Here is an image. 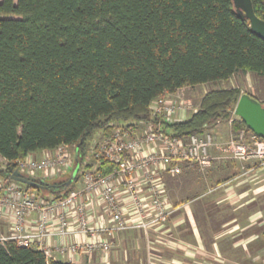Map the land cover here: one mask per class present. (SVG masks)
<instances>
[{
  "label": "trees",
  "instance_id": "trees-1",
  "mask_svg": "<svg viewBox=\"0 0 264 264\" xmlns=\"http://www.w3.org/2000/svg\"><path fill=\"white\" fill-rule=\"evenodd\" d=\"M251 1L264 20V0ZM238 71L264 77V40L233 0H0V175L12 180L28 155L76 146L74 170L53 193L67 196L81 170L92 169L85 158L97 130L107 138L125 121V129L161 124L177 137L202 134L235 109L239 89L208 92L181 122L164 121L151 105ZM114 169L101 158L96 172ZM0 264L72 263L0 240Z\"/></svg>",
  "mask_w": 264,
  "mask_h": 264
},
{
  "label": "crops",
  "instance_id": "crops-1",
  "mask_svg": "<svg viewBox=\"0 0 264 264\" xmlns=\"http://www.w3.org/2000/svg\"><path fill=\"white\" fill-rule=\"evenodd\" d=\"M188 88L163 98L170 100ZM196 111H189L187 119ZM146 129L147 126L143 124L136 126L134 136L143 135ZM227 129L230 132L229 125L223 124V121L211 128L216 142L212 150L215 157L225 156L219 147L229 140V136L225 140ZM104 138L103 135L98 143ZM53 152L42 150L30 155L42 159ZM0 162L3 160L0 159ZM242 163L219 159L213 163L210 174L202 177L197 166L182 162V172L177 177L162 174L165 200L171 212L167 222L147 230L131 229L116 233L112 239L109 238L111 248L108 252L99 246L90 249L86 247V242L95 240L91 234L85 236L79 232L75 210L69 216L72 231L69 237L64 239L58 234L59 223L55 219L49 229L51 235L45 238L44 245L52 251L54 260L72 264H264V168L254 161ZM98 166L99 163H96L95 169L92 167L91 170L97 171ZM239 166L241 172H238ZM141 179L139 176L140 194L145 198L148 212L153 215L150 193ZM50 180L48 176L33 179L37 182L36 187H45L47 199L52 198L55 195L53 193H59L60 189ZM83 185L82 178L74 187L81 189ZM118 193L126 216L134 219L136 213L130 197L120 188ZM85 202L92 228L107 227L111 223L110 215L98 193L88 194ZM38 219V213H31L27 229L34 231ZM11 223L9 214H4L0 219L2 236L10 235ZM98 236L97 240L107 238L104 233ZM65 242L84 243L81 253L60 254L59 248Z\"/></svg>",
  "mask_w": 264,
  "mask_h": 264
},
{
  "label": "built area",
  "instance_id": "built-area-1",
  "mask_svg": "<svg viewBox=\"0 0 264 264\" xmlns=\"http://www.w3.org/2000/svg\"><path fill=\"white\" fill-rule=\"evenodd\" d=\"M187 105L177 103L173 99L160 97L151 105L153 114L164 121L174 122V116L186 110ZM235 120H230L233 123ZM222 121H218L220 124ZM147 126L143 135L134 136L135 128L125 129L116 126L110 137L104 138L99 145V157L105 158L115 165V169L108 175H100L96 171L85 173L83 187L71 191L67 196L45 198L35 191L27 190L15 180H6L0 175V219L8 213L12 221L10 235L0 236L3 242L14 241L21 247H35L45 252L48 259L53 258L52 251L44 246V240L51 235L50 227L53 221L59 223L58 234L64 239L72 233L69 216L75 210L79 232L87 236L91 234L93 240L86 242L87 248L100 247L109 251V238L119 232L131 229L147 230L151 226H160L166 223L170 215L167 207L165 189L161 179L162 174L179 175L182 172L180 163L187 162L205 169L212 166V150L216 145L215 137L207 128L202 134H192L188 137H177L165 133L161 124L157 127ZM240 136L230 141L232 158L240 162L254 161L264 168V139L255 135L249 129H243ZM235 136V135H234ZM61 146L58 151V161L46 156L37 159L28 155L19 160L18 171L21 175L34 179L41 173L49 174L57 164L69 165L68 154ZM65 153L67 155H62ZM217 159V158H216ZM45 175V174H44ZM51 176V175H45ZM141 176L143 185H147L150 193V202L154 214L148 212L145 198L140 194L138 177ZM119 188L131 199L134 209V219L128 218L124 207L120 203ZM98 193L105 205L111 223L107 227L92 228L88 221L86 197L88 194ZM31 213H38L39 219L34 231L27 229V220ZM54 216L56 218H54ZM152 216L149 220L147 218ZM54 218V219H53ZM101 233L106 234L104 240H97ZM84 243L65 242L60 248L62 255H76L81 252Z\"/></svg>",
  "mask_w": 264,
  "mask_h": 264
},
{
  "label": "rangeland",
  "instance_id": "rangeland-1",
  "mask_svg": "<svg viewBox=\"0 0 264 264\" xmlns=\"http://www.w3.org/2000/svg\"><path fill=\"white\" fill-rule=\"evenodd\" d=\"M228 89H239L241 91V95L243 93H248L257 99L260 98L261 100H264V77L259 76L255 73H252V72L238 71L228 81L209 82V83L198 85L195 87H190V88L180 92L178 96L171 98L173 100H176L177 103L182 102L184 105L188 106V108L186 110L180 111L179 114L174 116V118H173V119H175L174 121H178V122L185 121L189 115V111L191 113L195 110H198L203 97L208 92L215 91V90H228ZM261 102L264 104V101H261ZM187 113H188V115H187ZM231 119L235 120V121L233 123H231L230 122ZM239 121H241V119L234 114V110H231L228 113V116L223 120V124L226 123L227 125H229L230 132H228V129L226 130V138H225V140H226L229 136V140H227V142H225L222 146L219 147V149L225 153V156L222 158L216 157L217 159L215 158V160L212 162V166H213V163L219 159L227 160L230 162H238L240 164H243L242 162L237 161L234 158H232L233 156H232V153L230 151V148H231L230 147V145H231L230 141L232 140V138H236L237 136H240L241 131L243 129H245V128H239V129L235 130L234 126ZM127 124H129V122L120 121V122L116 123L117 126H124ZM220 124H222V122ZM220 124H216L214 127H216ZM209 128L211 130L212 127H209ZM168 131H171V130L169 129ZM102 136H103V129H99L96 131L94 137L89 142V148L87 150V155H86L85 160H86V164L91 165L93 167V169H95L94 165L96 163L100 164V159H101L99 157L100 149H98L97 147H99V145H100L98 142H100ZM53 151H54L53 154L51 153V154H49V156L51 159H53V161L55 160L57 162L59 153H57L58 151H56V150H53ZM63 151L66 152L68 155L65 153H62V155H67L68 160H71L69 165L68 164L67 165H61V164H57L55 162L56 165L53 167V169L51 170V172L49 174L39 172L38 176L51 175L48 177V178H51L50 182L52 184H59L60 186L64 182H66L70 178V176L74 170V167L76 164L77 150H76V146H70V147H64ZM211 154L213 155V153H211ZM213 157H215V156H213ZM212 166L207 167L205 169H199L198 168L200 175L202 177L208 176L210 174L209 172H210V169ZM1 167H2V163L0 162V168ZM91 171H96V170H91ZM241 171H242V168L239 166L238 172H241ZM87 172H89V171H87ZM87 172H84V168H83L81 170V173H80V179L84 178L85 173H87ZM173 177H177V175H175ZM38 187H39V190L42 191V194H44L43 197H45V195L48 194L46 192L45 187L41 186V185H39ZM71 190L72 191L79 190V188L73 186ZM48 196L49 195H47V197ZM80 253L81 252H79L78 254H80ZM51 259H53V258L51 257Z\"/></svg>",
  "mask_w": 264,
  "mask_h": 264
},
{
  "label": "water",
  "instance_id": "water-1",
  "mask_svg": "<svg viewBox=\"0 0 264 264\" xmlns=\"http://www.w3.org/2000/svg\"><path fill=\"white\" fill-rule=\"evenodd\" d=\"M236 11L242 19L248 20L252 31L264 40V20L259 18L251 0H233ZM234 114L243 121L246 127L255 135L264 139V104L254 96L243 93L234 109ZM79 166L76 168L73 178L77 176ZM13 179L29 186H37L33 179L16 173Z\"/></svg>",
  "mask_w": 264,
  "mask_h": 264
}]
</instances>
